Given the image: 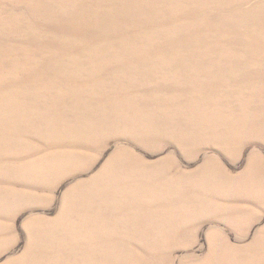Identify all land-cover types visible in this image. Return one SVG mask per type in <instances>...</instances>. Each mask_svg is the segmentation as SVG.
<instances>
[{"label":"rangeland","instance_id":"obj_1","mask_svg":"<svg viewBox=\"0 0 264 264\" xmlns=\"http://www.w3.org/2000/svg\"><path fill=\"white\" fill-rule=\"evenodd\" d=\"M197 12L217 14L208 60L147 29L178 4L0 0V264H264V0ZM115 72L86 143L73 102Z\"/></svg>","mask_w":264,"mask_h":264},{"label":"bare ground","instance_id":"obj_2","mask_svg":"<svg viewBox=\"0 0 264 264\" xmlns=\"http://www.w3.org/2000/svg\"><path fill=\"white\" fill-rule=\"evenodd\" d=\"M150 4L154 8L166 7L171 8L174 4L179 6H184L187 10V15L183 18H176L172 15L169 16H158L152 22H148L146 27L148 30H158V31H172L176 35L170 40L165 47H170L175 55H184L190 60L193 59H210L215 53L220 49V45L213 39L214 29L213 23L217 17L215 14L211 21H207L199 17L197 9L198 6L204 7H215L216 9H222L226 5V0H149ZM252 10H248L251 13ZM138 59L143 60L147 58L146 56L134 52ZM148 58L158 59L160 61H165L168 55L165 54L161 49L156 47L152 48L149 52ZM216 58V57H214ZM214 61V60H213ZM202 62V61H201ZM210 62V61H209ZM208 62V63H209ZM204 63V62H203ZM213 63V62H212ZM210 63V64H212ZM209 64V65H210ZM208 65V64H207ZM100 69L99 60H94L90 66L89 71L91 74L98 76V71ZM214 69V68H213ZM216 69V67H215ZM216 71H208V75L212 77ZM219 73V72H218ZM209 80L217 79L218 77L213 76ZM128 82L127 73L119 74L115 72L112 76V80L108 83L107 91L104 95L95 98L96 103L93 104L90 101L78 100L73 102V109L76 114L73 119V125L77 128H82L85 130L87 143V131L86 122L96 116L106 117L108 116L114 108V105L118 98H122L126 85ZM84 89L83 86H81ZM73 149L72 152H63L61 159L70 160L73 162H66L67 164H72L76 162V156L78 155V150H81V145L78 143H73L69 146ZM80 165V164H79Z\"/></svg>","mask_w":264,"mask_h":264}]
</instances>
